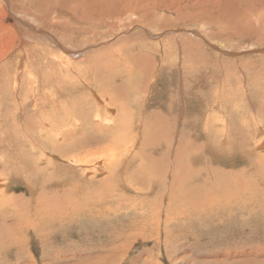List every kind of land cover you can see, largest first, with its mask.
Returning a JSON list of instances; mask_svg holds the SVG:
<instances>
[{
	"label": "rangeland",
	"instance_id": "obj_1",
	"mask_svg": "<svg viewBox=\"0 0 264 264\" xmlns=\"http://www.w3.org/2000/svg\"><path fill=\"white\" fill-rule=\"evenodd\" d=\"M8 1L0 0L2 21L32 37L14 48L0 42V227L6 219L19 227L15 233L10 226L9 241L0 238V264H264V148L255 145L264 136L255 131L264 127V0H14L44 27ZM123 115L130 124L119 133L142 136L132 148L130 178L141 190L155 179L154 191L139 194L116 181L113 190L108 179L111 211L73 208L68 217L57 203L62 221L44 223L50 236L38 234L41 223L28 225V213L43 217L59 188L71 205L89 191L100 194L107 171L86 181L67 157L118 158L114 147L124 153V143H114L112 127ZM225 137L230 141L219 157L214 150ZM173 154L181 158L177 181L204 188L210 199L171 201ZM77 185L87 194H76Z\"/></svg>",
	"mask_w": 264,
	"mask_h": 264
},
{
	"label": "bare ground",
	"instance_id": "obj_2",
	"mask_svg": "<svg viewBox=\"0 0 264 264\" xmlns=\"http://www.w3.org/2000/svg\"><path fill=\"white\" fill-rule=\"evenodd\" d=\"M4 1V0H3ZM11 0H9L8 1V4H10L9 5V8L10 9H15V10H17L18 8L16 7V4L15 3H13L14 2V0H12L11 2H10ZM16 1V0H15ZM18 1V0H17ZM16 1V2H17ZM259 1H261V0H259ZM258 2V1H257ZM256 2V3H257ZM261 4V3H260ZM230 5V4H229ZM255 5H257V4H254V6ZM264 5V4H263ZM3 7V6H2ZM0 8V29L1 30H3V33L1 34L2 35V38L0 37V42H7L8 41V43L10 44V45H13L14 43L13 42H15L16 40H19V41H21L22 40V42H23V44L25 43V41L26 40H23L24 38H25V36H26V34L28 33L26 30V32L25 31H23L22 30V28L21 27H19V25L17 26L16 25V27L13 29V28H11V26H10V28H8L5 24H4V22L2 21V19H3V15H5L6 14V12H5V10H4V7L3 8ZM245 7V6H244ZM251 7V6H250ZM264 7V6H263ZM262 7V8H263ZM252 8V7H251ZM7 9V8H6ZM264 9V8H263ZM17 11H22L25 15H24V18H26L27 16H28V14H30V18H32L33 20H34V22L37 24V26L38 27H44V23H46L45 22V20H43V19H41V18H38V17H36L37 16V14L34 16V15H32L31 13H29V12H27V11H25V10H17ZM251 11V10H250ZM249 11V12H250ZM253 11V10H252ZM263 11V10H262ZM262 11H260V12H262ZM14 13V12H13ZM19 14V13H18ZM59 14H60V12H59ZM73 17V16H72ZM258 19V18H257ZM259 22L257 21V24L258 23H260L261 22V19L259 18ZM18 21L20 22V23H24V22H26V23H28V21H24V19L23 18H19L18 19ZM75 21V20H74ZM237 21V20H236ZM79 22V21H78ZM249 22H251V21H249ZM243 23V22H242ZM25 24V23H24ZM29 24V23H28ZM49 24V23H48ZM26 26H27V24H26ZM29 26H30V24H29ZM29 26H27L28 28L27 29H33V30H35V29H37L36 28V26H34V25H32L33 27H29ZM233 26V25H232ZM235 26V25H234ZM52 27V26H51ZM246 27V26H245ZM50 28V27H49ZM247 28V27H246ZM250 29H251V27H250ZM39 30V29H38ZM47 30V29H46ZM49 30V29H48ZM246 30H248V29H246ZM250 31V30H249ZM36 32H37V30H36ZM39 32V31H38ZM31 33V32H30ZM30 33H28V34H30ZM60 33V32H59ZM45 34V33H44ZM52 34V33H51ZM32 35V34H31ZM35 35H36V33H35ZM40 35V34H39ZM53 35V34H52ZM248 35V34H247ZM51 36V35H50ZM54 36V37H53ZM53 36H51V38L53 37V38H55V35H53ZM32 37V36H31ZM30 37V38H31ZM38 37V36H37ZM29 38V36H26V39H28ZM29 38V39H30ZM40 38V37H39ZM48 38V37H47ZM262 38V37H261ZM56 39V38H55ZM34 40V39H33ZM35 40H37V39H35ZM46 40V39H45ZM28 41V40H27ZM42 41V40H41ZM30 42H32V41H30ZM29 42V43H30ZM38 42V41H37ZM13 43V44H12ZM28 43V44H29ZM27 44V43H26ZM31 44V43H30ZM59 44H61V43H59ZM17 46V45H16ZM16 46H14L13 45V48L14 47H16ZM27 49V48H26ZM67 49H69V48H66V50ZM70 51H71V53H75V49H74V47L73 46H71V48L69 49ZM43 56V55H42ZM61 63V62H60ZM66 66V65H65ZM146 74V73H145ZM92 86V85H91ZM88 88H89V86H88ZM38 89V88H37ZM60 89V88H59ZM94 89V88H93ZM141 90V89H140ZM36 91V90H35ZM34 91V92H35ZM203 91V90H202ZM40 92V91H39ZM41 94H42V92H41ZM128 94V93H127ZM61 95V94H60ZM60 97V96H59ZM59 97H56L55 96V98H57V99H52V101H55V100H58V104H60V98ZM43 98V97H42ZM53 98V97H52ZM46 100V99H45ZM51 100V99H50ZM97 100H100L99 98L97 99ZM187 100V99H186ZM101 101V100H100ZM99 101V102H100ZM45 102H48V100L47 101H45ZM98 102V101H97ZM57 104V105H58ZM99 105V104H98ZM103 105V104H102ZM143 105V104H142ZM105 107V106H104ZM58 108V107H57ZM57 108H55L56 110H57ZM145 111V110H144ZM98 113H97V118H99V111H97ZM106 112V111H105ZM110 112H112V111H110ZM107 113V112H106ZM106 113H105V115H106ZM178 113V112H177ZM128 114V113H127ZM136 114V113H135ZM108 116H110L109 115V113L107 114ZM67 116V115H66ZM65 116V117H66ZM114 116V115H113ZM112 117V116H111ZM121 117V120L123 121V123L121 124L122 125V127H120L119 125H114L112 128H114V129H117L118 128V131H117V135L115 134V138H113L114 140L113 141H115L114 143L116 144V145H118V146H121L122 145V143H124V153H123V150H121L119 153H118V148L117 147H114V148H116L117 149V155H118V158H116V159H112V160H110V161H108V159H107V161L105 160L104 161V163H102L101 161L102 160H100L99 158H92L93 160H94V162H78L79 160H78V158L77 157H75V156H73V157H71L72 155H70V157L68 156L67 158L70 160V163H72V166L73 165H75L74 167L75 168H77L78 170H79V172L81 173V172H83V173H81V174H83L82 175V177L84 178V180H86V181H92V177H89V174L90 173H92V172H96V173H104V172H106L107 171V175L106 176H104V178H103V181H102V184H101V188H100V194H102V195H100V194H98V193H95V194H93V196L91 195L92 193H90V191L88 192V190L87 191H85V190H83V191H80L81 190V188L79 189L78 188V185L79 184H81L82 185V183L83 184H86L85 182H84V180L81 178V176H79V184L76 186V188L74 187H72L73 188V190L75 189V191L74 192H76V194H87V192H88V195H87V197H86V199L84 200V202H81V201H78L77 200V198L75 199V201H74V204L73 205H71V204H66V203H64V202H62L64 199L66 200V198L65 197H67V194L65 193V194H62L61 195V192H60V188L58 189V191L57 192H55L54 193V195L53 196H56V197H58V198H56V200H51V202H49V206L47 205V207L49 208V211L47 212L46 211V208H43V209H45V211H46V213L44 212V215H43V217H38L39 219L38 220H35L33 217V214L34 213H28V220H27V223H28V225L30 224L31 225V223H35V224H38L39 222L41 223V224H39L40 226L39 227H36L35 229H36V231H37V233L38 234H40V235H42V236H50V234H51V232L48 230V229H46V227L44 226V223L45 222H53V221H55V220H59L60 218H63V216H65V210L62 208V207H59V208H57L56 207V204L57 203H60V204H63L67 209H69L70 211H69V213H68V217L71 215V213H72V209L73 208H75V212L74 213H76V211H77V213H79L78 211H80L81 210V212H83V211H87V209H89L90 210V212H91V215H94L92 212L94 211V209H95V207H96V205H101L102 207L101 208H103V210H105L106 211V213H107V211L110 209V211H111V204L109 203V202H112L113 203V199H111L110 201H107L108 200V197L110 196L111 197V185H110V183H109V181H108V179H111L112 181H113V190L114 189H116V184H115V181H116V183H117V185H118V187H119V185H120V188H121V186H123L124 188H128V189H133V191H136V192H138L139 194H141V193H147V194H149V192L153 189V191H154V184L156 183V181H155V179L153 180V187L152 188H150V189H148V190H141V189H138L135 185H134V183L132 182V180H131V178H130V174H129V171L131 170V168L135 165V159H133L134 157H135V154L134 153H132V148L135 146L136 148H137V146H138V144H139V140H140V134L138 133L137 134V136H136V138L133 140H129V139H127L126 137H125V135H123V132L121 133V131H120V133H119V128H124V127H129L128 126V124H130V122H129V120L128 121H126V117H125V115H123V116H120ZM67 118V117H66ZM134 118V117H133ZM106 119H107V117H106ZM110 119V118H109ZM141 119V117L140 116H138V120H140ZM210 119L207 117L206 118V120L205 121H209ZM101 121V120H100ZM254 121H256V120H254ZM138 123H140L139 121H137ZM142 122H144V121H142ZM46 123H48V121H46ZM135 123V122H134ZM256 123V122H255ZM136 124V123H135ZM141 125V124H140ZM146 125H148V124H146ZM146 125L145 126H143V130H145L146 129ZM33 127V126H32ZM137 128H138V126H137ZM128 129V128H127ZM130 129V128H129ZM125 130H126V128H125ZM124 131V130H123ZM127 131V130H126ZM255 131H258L259 133H261V134H264V127L262 126V124H258V127H256V130ZM143 132V131H142ZM125 133V132H124ZM128 133V132H127ZM141 133V132H140ZM204 133V132H203ZM114 134V133H113ZM112 134V135H113ZM120 135H122V136H124L125 138L124 139H122L121 137H120ZM201 135H203V134H201ZM207 135V134H206ZM224 135L225 136H228V132H225L224 133ZM142 137V136H141ZM148 137V136H147ZM210 137V136H209ZM207 138V137H206ZM215 138V137H214ZM157 139H159V137H157L156 139H153V136H152V142H156L157 141ZM167 139V138H166ZM196 139V138H195ZM210 139H212V136H211V138ZM163 139H162V137H161V141H162ZM172 140H174V139H172ZM223 140V139H222ZM129 141H131V147H128V143H129ZM149 142V137L147 138V140L145 139L144 140V144L145 143H147V142ZM164 141V140H163ZM170 141V140H169ZM174 141H176V140H174ZM180 141V140H179ZM182 141V140H181ZM219 141V140H218ZM229 138L228 137H225L224 138V141H223V144L221 143L220 145L221 146H219V148H217L216 150H214V152L216 153V154H218L219 155V157H224L225 156V145L226 144H228L229 143ZM258 142H256V148L258 149V148H264V136L263 137H261L259 140H257ZM134 142V144H132ZM168 142V141H167ZM166 142V143H167ZM173 142V141H172ZM212 142L213 141H211V144L210 145H212ZM169 144H170V142H168ZM180 143V142H179ZM215 143V142H214ZM235 143V142H234ZM207 144H209V143H207ZM218 144H219V142H218ZM245 145H246V143H244ZM162 145V144H161ZM182 145V144H181ZM215 145L216 144H214V147H215ZM243 145V144H242ZM248 145V144H247ZM170 146V145H169ZM179 146V145H178ZM178 146L176 147L177 148V150L179 149L178 148ZM142 147H145V146H142ZM171 147V146H170ZM207 147H209V146H207ZM212 147V146H211ZM130 148H131V150H130ZM136 148H134V150L136 149ZM184 148V146L182 147V149ZM210 148V147H209ZM144 149V148H143ZM167 150V149H166ZM176 150V149H175ZM180 150V149H179ZM185 150V149H184ZM247 150V149H246ZM251 151H253V150H251ZM255 151V150H254ZM254 151H253V153H254ZM46 152H47V150H46ZM176 152V151H175ZM250 152V151H249ZM53 153V152H52ZM159 153V152H158ZM177 153V152H176ZM186 153V152H185ZM188 153V152H187ZM232 153V152H231ZM51 154V153H50ZM138 156H139V153L137 152L136 153ZM194 154H198V152L197 153H194ZM241 154V153H240ZM48 155V154H47ZM215 155V154H214ZM248 154H246V156H247ZM134 156V157H133ZM198 156V155H197ZM196 156V157H197ZM48 157L49 158H46V160H47V163L48 164H51V165H54L55 167H60L59 166V164L57 165V163H56V158H55V156H50V155H48ZM60 157V156H59ZM109 157V156H108ZM193 157H194V155H193ZM202 157V156H201ZM205 157V156H204ZM203 157V158H204ZM208 157V156H207ZM239 157V156H238ZM251 157V156H250ZM257 157V156H256ZM262 157H264V155H262ZM195 158V157H194ZM249 158V157H248ZM120 159V160H119ZM173 159H174V163H175V167H174V165H173V170H172V173H173V176H174V182H175V186L174 187H172L171 188V191H170V194H169V197H171V201L175 198V195H176V198L178 197V198H181V197H184V199H188V204H190V201L192 200V199H200L201 200V198H203V199H205L206 197L207 198H209L210 199V195H209V193L206 195V197L204 198V195H203V193H204V188H202V187H200V188H197V189H193V184L191 183V184H189L188 186H186L185 184H183L182 182H181V180H179V181H177L178 179H179V170H181L180 169V167H179V170H178V164H179V160H181V158L179 159V156H174V154H173ZM196 159V158H195ZM205 159V158H204ZM207 159V158H206ZM215 159V158H214ZM229 159V158H228ZM228 159H226V160H228ZM247 159V158H246ZM52 160H53V164H52ZM169 160V159H168ZM210 160V159H209ZM236 160V159H235ZM257 160H259V159H257ZM63 161V160H62ZM196 161V160H195ZM201 161V160H200ZM234 161V160H233ZM205 162V161H204ZM245 162V161H244ZM181 163V162H180ZM32 164V163H31ZM106 164H108V166H105ZM155 164L157 165V162H155ZM155 164H154V170H155V172H157L156 171V166H155ZM159 164V163H158ZM184 164V163H183ZM29 165V164H28ZM205 165V164H204ZM233 165H235V164H233ZM50 166V165H49ZM88 166H90V167H92L93 168V171H87L88 170ZM203 166V165H202ZM226 166V165H225ZM84 167H86L85 169H84ZM29 168H30V166H29ZM159 168V167H158ZM161 168V167H160ZM46 169V168H45ZM82 169H84V170H82ZM165 169V168H164ZM185 169V168H184ZM189 169V168H188ZM188 169H186V170H188ZM8 171H9V174H10V176H11V178L12 177H14L15 176V170L13 169H10V168H8ZM38 171V170H37ZM163 171V170H162ZM171 171V170H170ZM200 172L202 171V169H200L199 170ZM21 172V171H20ZM19 172V173H20ZM49 172V171H48ZM78 172V171H77ZM186 172V171H185ZM184 172V173H185ZM200 172L198 173V175L200 174ZM171 173V172H170ZM169 173V174H170ZM188 173V172H187ZM79 174V173H78ZM192 174V173H191ZM181 175V174H180ZM17 176V175H16ZM20 176V175H19ZM28 176V174H27V172H26V170L24 171V177H27ZM154 176V175H153ZM23 177V176H22ZM51 177V176H50ZM59 177V176H58ZM63 177V176H62ZM172 177V176H171ZM187 178H188V176H186ZM192 177V176H191ZM2 178V177H1ZM28 178V177H27ZM54 178V177H53ZM167 178V177H166ZM204 178V177H203ZM24 179H26V178H24ZM206 179V178H205ZM10 180V179H9ZM27 180V179H26ZM191 180V179H190ZM194 180H195V183L197 182V177L196 178H194ZM207 180V179H206ZM205 180V181H206ZM28 181V180H27ZM30 181V180H29ZM51 181V180H50ZM189 181V180H188ZM192 181V180H191ZM236 180H234V183L236 184V182H235ZM213 182H214V180H213ZM233 182V181H232ZM28 183V182H27ZM53 183H55V182H53ZM194 183V182H193ZM247 183V182H246ZM1 184V183H0ZM29 185H31L30 187H32L33 189L35 188V185L33 184V182L31 181V184H29ZM217 185V184H216ZM241 185V184H240ZM28 186V185H27ZM228 186L229 185H227V188L226 189H229L228 188ZM246 186V185H245ZM4 187V186H3ZM9 187V186H8ZM71 187V186H70ZM122 187V189H124ZM229 187H232L233 188V186H229ZM237 187L238 186H236V189H237ZM10 188V187H9ZM156 188V187H155ZM235 188V187H234ZM239 188V187H238ZM32 189V190H33ZM217 189L219 190V187H217ZM231 189V188H230ZM248 189V188H247ZM30 190V189H29ZM36 190V189H35ZM167 191V190H166ZM229 191V190H228ZM232 191V190H231ZM238 191H239V189H238ZM67 192H69V190L67 191ZM235 192H237V190L235 191ZM51 193V192H50ZM32 194V193H31ZM72 194V193H71ZM225 194H228V193H225ZM65 195V197H63ZM68 195H69V193H68ZM168 195V191L167 192H163V194H162V200H164L165 199V196H167ZM223 195V194H222ZM234 195V194H233ZM43 196V195H42ZM38 197V196H37ZM76 197V196H75ZM34 198H35V195H34ZM54 198V199H55ZM177 198V199H178ZM72 199H73V197H72ZM161 199V198H160ZM169 199V198H168ZM49 200V199H48ZM47 200V201H48ZM30 201V200H29ZM73 201V200H72ZM38 202V204H40V200H38L37 201ZM76 202H78V203H76ZM31 203V202H30ZM29 203V204H30ZM33 203V202H32ZM23 204V203H22ZM37 204V205H38ZM180 204V203H179ZM24 205V204H23ZM37 205H35L36 207H37ZM27 206V205H26ZM63 206V207H64ZM168 206V205H167ZM206 206V205H205ZM25 207V206H24ZM196 207H198V206H196ZM33 208V207H32ZM35 208V207H34ZM192 208V207H191ZM37 209V208H36ZM40 209V208H39ZM43 209H42V211H43ZM35 210V209H34ZM37 211H38V209H37ZM42 211H40V213L42 212ZM96 211V210H95ZM35 212V211H34ZM101 212H102V209H101ZM96 213V212H95ZM105 213V214H106ZM164 213V212H163ZM38 214V213H37ZM62 214V216H59V215H61ZM82 214V213H81ZM171 215V214H170ZM188 215V214H187ZM26 216V215H25ZM42 216V215H41ZM77 216H78V214H77ZM99 216V215H98ZM97 216V217H98ZM102 216V215H101ZM85 217V216H84ZM104 217V216H103ZM5 218V217H4ZM43 218V220L42 221H40V219H42ZM100 218V217H99ZM61 220V219H60ZM64 220V219H63ZM66 220H69V219H66ZM72 220V219H71ZM92 220V219H91ZM98 220V219H97ZM12 221V220H11ZM18 221H20V219L18 220ZM22 221V220H21ZM24 221H25V219H24ZM33 221V222H32ZM39 221V222H38ZM62 221V220H61ZM3 223L2 224H6V225H3L2 227H0V238H2L1 240L3 241V242H7V241H9L10 239H11V235H10V232H11V228H10V226L11 225H13V231L14 230H17L19 227H18V225H14V224H11V225H9L10 223H8V221H7V219H6V221H2ZM14 222V219H13V221L11 222V223H13ZM71 222V221H70ZM69 222V223H70ZM22 223V222H21ZM26 223V224H27ZM95 223V222H94ZM104 223V222H103ZM145 223H146V221H145ZM35 224H33V226L35 227ZM90 224V223H89ZM1 225V224H0ZM43 225V226H42ZM45 225H46V223H45ZM24 226H26V225H24ZM4 227V228H3ZM7 227H9L10 228V231H9V233L8 234H5V231H4V229H6ZM23 227V226H22ZM42 227L43 228H45V229H43L44 231H42ZM158 227H159V225H158ZM24 228V227H23ZM30 229V228H29ZM62 229L63 230H65V226L63 225V227H62ZM47 230H48V232H47ZM15 232V231H14ZM16 233V232H15ZM104 235V234H103ZM60 236V233H59V235L57 236V238ZM16 238V237H15ZM17 239V238H16ZM47 239V238H46ZM48 241H51V240H48ZM12 242H13V240H12ZM46 242V241H45ZM47 244V243H46ZM5 245H7V244H5ZM103 248V247H102ZM106 249V248H105ZM92 250H94V249H92ZM91 250V251H92ZM96 250V249H95ZM113 251V250H112ZM78 252V251H77ZM93 252V251H92ZM53 254V253H52ZM77 254V253H76ZM113 254V253H112ZM72 255V254H71ZM56 256H61V255H56ZM76 256V255H75ZM78 256V255H77ZM81 256V255H80ZM63 257V256H62ZM74 257V256H73ZM75 258V257H74ZM79 258V257H78ZM77 258V259H78ZM84 258V257H83ZM53 259V258H52ZM58 259V258H57ZM104 259V258H103ZM56 260V259H55ZM108 262H109V260H107ZM56 262V261H55ZM104 262V261H103ZM44 263H46V262H44ZM54 263V262H53ZM92 263L94 264V262L92 261ZM57 264V263H56ZM63 264V263H62ZM68 264V263H67Z\"/></svg>",
	"mask_w": 264,
	"mask_h": 264
}]
</instances>
